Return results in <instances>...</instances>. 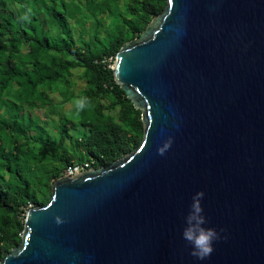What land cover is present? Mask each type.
I'll return each instance as SVG.
<instances>
[{
    "label": "water",
    "instance_id": "95a60500",
    "mask_svg": "<svg viewBox=\"0 0 264 264\" xmlns=\"http://www.w3.org/2000/svg\"><path fill=\"white\" fill-rule=\"evenodd\" d=\"M113 68L142 143L57 178L0 264H201L181 238L199 191L222 230L202 264H264V0H167Z\"/></svg>",
    "mask_w": 264,
    "mask_h": 264
},
{
    "label": "trees",
    "instance_id": "16d2710c",
    "mask_svg": "<svg viewBox=\"0 0 264 264\" xmlns=\"http://www.w3.org/2000/svg\"><path fill=\"white\" fill-rule=\"evenodd\" d=\"M166 4L0 0V260L21 242L29 205L51 200L69 164L106 166L142 143V111L115 81L113 64ZM88 21L95 26L87 39ZM81 96L90 108H65Z\"/></svg>",
    "mask_w": 264,
    "mask_h": 264
},
{
    "label": "clouds",
    "instance_id": "9594fccd",
    "mask_svg": "<svg viewBox=\"0 0 264 264\" xmlns=\"http://www.w3.org/2000/svg\"><path fill=\"white\" fill-rule=\"evenodd\" d=\"M21 19L27 21L29 17L24 15ZM74 104L77 112H82L91 107V101L87 96L75 99ZM167 147L168 145H165L158 149L159 154L163 155ZM204 196L203 191H199L192 196L188 211L183 218L181 233V238L190 247V255L201 264L213 253L216 243L221 239L222 232V230L210 226L204 209ZM32 206H29V208Z\"/></svg>",
    "mask_w": 264,
    "mask_h": 264
},
{
    "label": "rangeland",
    "instance_id": "374dc122",
    "mask_svg": "<svg viewBox=\"0 0 264 264\" xmlns=\"http://www.w3.org/2000/svg\"><path fill=\"white\" fill-rule=\"evenodd\" d=\"M17 6H19V5H17V4H15V7H17ZM105 15V14H104ZM107 20H105V22H106ZM86 25H87V33H86V38L88 39V38H90L91 37V35H92V27H94L95 26V24L92 22V21H88V22H86ZM104 27L105 26H103L102 28H101V32H100V34H101V36L103 35V33H104ZM74 32H75V36H78V33H79V30L78 29H75L74 30ZM114 65V64H113ZM75 78V77H74ZM75 82L77 83V86L80 88V87H82L83 86V84H82V82L80 81V80H78L77 78L75 79ZM51 97H53L54 99H60V96L58 95V94H56V93H51ZM73 102H69V103H67L66 105H65V108L66 109H68V108H70V107H72L73 106ZM36 113H38V114H40L41 116H44V114H43V110H41V109H38V110H36L35 111ZM33 205V204H32ZM34 206V205H33Z\"/></svg>",
    "mask_w": 264,
    "mask_h": 264
},
{
    "label": "built area",
    "instance_id": "2783aa9c",
    "mask_svg": "<svg viewBox=\"0 0 264 264\" xmlns=\"http://www.w3.org/2000/svg\"><path fill=\"white\" fill-rule=\"evenodd\" d=\"M94 165H95L94 159H87L80 162H73L66 167L64 174L66 175L75 174L85 169H91L94 167ZM29 206H32V204H30Z\"/></svg>",
    "mask_w": 264,
    "mask_h": 264
}]
</instances>
